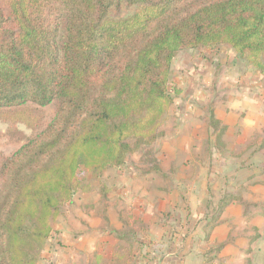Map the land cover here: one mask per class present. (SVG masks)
<instances>
[{"label": "trees", "instance_id": "obj_1", "mask_svg": "<svg viewBox=\"0 0 264 264\" xmlns=\"http://www.w3.org/2000/svg\"><path fill=\"white\" fill-rule=\"evenodd\" d=\"M220 44L264 79V0H0V108L56 105L44 129L0 157V264H37L78 171L98 176L154 143L179 92L173 58ZM140 228L126 230L115 264L155 245Z\"/></svg>", "mask_w": 264, "mask_h": 264}, {"label": "rangeland", "instance_id": "obj_2", "mask_svg": "<svg viewBox=\"0 0 264 264\" xmlns=\"http://www.w3.org/2000/svg\"><path fill=\"white\" fill-rule=\"evenodd\" d=\"M171 70V84L179 92L161 120V136L150 145L134 148L133 143L134 150L120 167L98 176L85 168L78 171L72 203L52 220L45 248L54 256L45 259L43 248L37 264H51V258L57 264L59 253L71 247L61 234L82 236L86 217L95 219L96 263L114 264L113 246L128 245L126 230L141 225L139 236L147 228L157 250L168 254L177 233L172 223L179 221L183 233L201 232L202 261L217 263L218 253L231 244L244 254L235 264H264V79L225 44L182 50ZM253 103L256 107L250 111ZM55 111V103H29L18 114L0 108V157L11 155L44 129ZM230 197H235L230 204L236 205L232 217L228 222L223 216L214 220L221 199ZM199 208L201 215L193 218L191 213ZM109 222L121 224V229ZM69 224L74 229H67L73 228ZM219 225L228 232L225 240L213 239ZM79 260L84 262L83 256Z\"/></svg>", "mask_w": 264, "mask_h": 264}, {"label": "crops", "instance_id": "obj_3", "mask_svg": "<svg viewBox=\"0 0 264 264\" xmlns=\"http://www.w3.org/2000/svg\"><path fill=\"white\" fill-rule=\"evenodd\" d=\"M255 97H253V99ZM250 105H252L250 111L252 109H255L256 105L254 103ZM255 111H257V109ZM253 113L254 112H251V114ZM118 173H121V171L119 170ZM233 206H236V205H233V204L227 205L226 209L221 214V217L223 216V219L226 220L227 222L229 221V218L232 217L231 213L236 209ZM191 214L193 218H198L201 215V209L199 208L198 211H194ZM239 214H238L239 215L238 219L241 218L242 212ZM188 217H189V214L187 215V218ZM86 218H87L85 221L86 229L82 236L81 234H79L77 237L74 234L69 233L70 231L68 232L64 231V233L61 234L62 236L61 239L66 242L69 241L68 244L71 245V247L64 248L65 249L64 252L59 253L61 257H58L57 264H63V258L68 259V262H65V264H92L91 263L92 260L95 261V263L93 264H101L99 263V261L98 263H96L97 262L96 257L98 253H95V246H94V242L96 241L95 230L93 228L95 219L94 217H86ZM178 222L174 221V223H172L174 224L173 227L177 233L173 234L172 241L170 242V246L168 247V251H169L168 254H166L165 252L163 253L159 252L157 250L158 247L154 245L144 246L145 247L144 250H141V249L137 250L138 247L134 245L130 253L132 256L131 264H202L203 261L201 260V232L199 233L198 231L190 230L187 232L185 231L183 233L180 230L181 225ZM109 225L111 227L114 226L115 229H121V226H122L121 224L117 226L113 225L112 222L111 223L109 222ZM69 226L73 227L72 224H69ZM67 229L72 230L74 229V227L67 228ZM223 229L224 227H222V225L216 226L213 230V239L218 238L219 240H225L226 237H228V232H224ZM195 233L198 234L197 236L199 238V241H196V242L194 239ZM109 238H111L112 240L115 237L113 235H109ZM82 240L87 241V243L81 244ZM110 242L112 241H109V243ZM47 243H50V242H47ZM116 243H117V240H116ZM116 243H114L113 245H115ZM112 249L113 250L110 253V258L115 257L113 254L116 250V247L113 246ZM51 252H49L45 248L43 257L46 259L49 256H54V251H51ZM142 252L144 256L141 255ZM81 256H83L84 262H81L79 260V257ZM237 256L244 257V254L242 252L239 253V250L232 247L231 244H227L225 248L222 249L218 253L217 258L219 259L217 263L215 264H235V262H237L236 261ZM50 260L52 261L51 262L52 264L54 259L51 258ZM209 264H214V261L212 260Z\"/></svg>", "mask_w": 264, "mask_h": 264}]
</instances>
